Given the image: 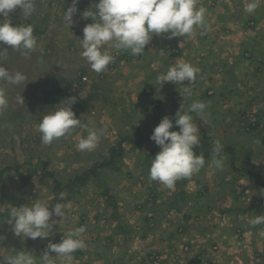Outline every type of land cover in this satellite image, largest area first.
Masks as SVG:
<instances>
[{
	"label": "rangeland",
	"instance_id": "1",
	"mask_svg": "<svg viewBox=\"0 0 264 264\" xmlns=\"http://www.w3.org/2000/svg\"><path fill=\"white\" fill-rule=\"evenodd\" d=\"M96 2L79 0L71 29L65 27L63 17L72 0H36L37 10L28 18L19 8L10 13L13 25L33 26L40 48L25 58L10 46L0 45L8 49L0 66L27 77L25 87L0 83L8 99V107L0 111V261L23 251L40 264L49 241L59 243L69 230L85 226L82 239L87 247L73 253L68 264H264V223L250 225L251 219L264 215V0H197V7H208L213 16L237 18L239 30L243 26L254 41L252 46L229 47V35L236 31L220 23L216 28L197 30L195 44L187 40L172 43L170 34L153 35L138 56L106 45L114 61L99 74L81 57L79 42L83 28L92 23L82 13L92 11L89 8ZM250 2L257 7L247 13ZM233 43L238 42L233 38ZM203 47L212 56L199 62ZM172 53L178 54L172 64L196 66L199 62L207 71L216 67L217 74L197 84L198 93L192 90L190 97L179 85L174 86L177 97L173 101L178 99L185 111L193 101H209L206 123L192 113L201 137L197 147L214 148L219 141L226 159L223 170H217L211 158L204 157L205 166L198 173L169 189L150 180L149 169L160 151L158 147L150 152L156 146L150 136L164 116L172 117L164 109L171 98L164 91L141 95L132 69L137 62L130 60H142L156 80L167 70L166 60ZM54 80L62 87H68L71 80L70 92L55 91ZM211 81L222 85L220 93L212 94ZM19 95L24 105L16 104ZM72 95L77 98L72 109L82 125L92 120L96 127L107 129L95 150L77 149L79 139L87 135L84 127L51 145L42 143L36 130L45 114ZM153 97L163 105H154L158 101ZM228 105L229 111L220 112ZM120 142V153L111 165L97 167ZM197 147L194 151L200 153ZM83 173L87 174L84 184L57 188ZM61 193L66 196L63 200ZM37 199L47 200L50 210L57 202L67 203L66 218L51 217L54 228L48 238L16 236L9 224L10 209L30 206ZM231 207L249 211L228 215ZM208 218L213 222L209 224ZM183 225L185 240L179 228ZM56 264L64 262L57 260Z\"/></svg>",
	"mask_w": 264,
	"mask_h": 264
},
{
	"label": "clouds",
	"instance_id": "2",
	"mask_svg": "<svg viewBox=\"0 0 264 264\" xmlns=\"http://www.w3.org/2000/svg\"><path fill=\"white\" fill-rule=\"evenodd\" d=\"M79 0H72L71 6L64 10V25L72 27L73 17L78 12ZM257 7L250 2L245 8L252 13ZM17 8L25 17H31L37 10L36 0H0V45H8L11 50L20 52L28 58L36 52L40 45L34 36L31 24L13 25L10 13ZM82 13L83 18L92 20L83 28V38H79L82 51L81 57L95 73H101L114 61L105 46L117 51H126L133 56L142 55L153 35L170 34L172 37L191 35L194 28L205 22L206 9L197 7V0H98ZM8 49L0 47V58L6 57ZM200 72L198 67L188 62H177L166 72L160 73L156 80L160 87L167 82L183 85V93L192 96L190 85L196 81ZM187 81V86L184 82ZM0 83L14 86H24L27 77L20 71L11 72L0 66ZM75 96L67 97L55 105L54 110L45 114L37 125L36 130L41 135L42 143L51 145L54 141L72 134L78 127H84L87 135L80 138L77 144L79 151H92L97 148L102 137L107 133L106 128L96 127L94 121L82 125L76 118L72 106L76 103ZM16 104L24 105L22 95L16 97ZM8 107V99L3 88H0V111ZM207 103L193 101L187 111L181 105L173 118L164 116L154 128L150 139L159 146L160 151L152 159L149 169V179L161 185L172 188L175 183L184 178H190L205 166V158L195 153L194 148L200 144V133L192 113L207 122ZM178 127V131H171ZM219 141L212 152V163L217 170H223L226 157ZM66 196L61 193L60 200ZM14 234L25 238H48L53 234V215L66 218L67 203L57 202L50 210L47 200L37 199L31 205L12 207L9 211ZM264 223V215L251 219L250 225ZM86 232L85 226L75 227L67 232L59 243L49 241L46 249L39 257L40 264H56L62 260L68 264L73 259V253L84 250L87 244L82 239ZM55 253V255H51ZM0 264H37V258L27 252H17L0 261Z\"/></svg>",
	"mask_w": 264,
	"mask_h": 264
},
{
	"label": "crops",
	"instance_id": "3",
	"mask_svg": "<svg viewBox=\"0 0 264 264\" xmlns=\"http://www.w3.org/2000/svg\"><path fill=\"white\" fill-rule=\"evenodd\" d=\"M205 9H206V14H205V22H204V24L202 25V26H197V27H195V28H198V29H195L194 28V32H193V34H191V35H186V36H184V37H172L171 39H170V41L172 42V43H177V44H184L185 42H182L181 40H184V41H186L187 40V42H189V41H193V43L195 44L196 43V37H197V30H201V29H203V30H205V29H209V28H216V27H219V23L220 24H223V26L225 25V26H228V28H230V31H236V33L234 32L233 34H230L229 36L230 37H232V38H230V40H229V47H233V48H237V47H239V46H244V45H253L254 44V41H252L251 39H249L248 37H247V34L245 33V31L242 29L243 28V26L241 27V30H239V26H238V19L237 18H234V17H230L229 18V20H223L222 19V16L218 13V14H216V16H213L212 15V10H210V9H208V7L206 8V7H204ZM216 13V12H215ZM227 13L230 15H232L233 14V11H227ZM209 15V19H208V17L206 16V15ZM10 19H13V18H11V17H9ZM211 19V20H210ZM208 20H210V21H208ZM214 22V23H213ZM241 22V21H240ZM210 25V26H209ZM208 26V27H207ZM224 26V27H225ZM235 26H237V27H235ZM238 31H240V32H238ZM190 36H191V38H190ZM233 38L238 42V43H233ZM199 44H202V43H199ZM202 45H205V44H202ZM263 45V44H262ZM239 49V48H238ZM166 52V51H165ZM201 52V56H200V58L199 59H197V61H199V62H202V61H205V59H209V57L210 56H212V54H210L212 51H210V49H208V48H204L203 47V49H199V52L198 53H200ZM207 52H208V54H210V55H207ZM177 53V52H176ZM173 54L172 53V55L171 56H169V57H167V60H166V62H167V64H169V65H167V69L170 67V66H172V65H174V64H172V61L173 60H175L176 58H177V56H178V54ZM203 53V54H202ZM184 55V54H183ZM214 55V54H213ZM129 59H131L132 58V56L131 57H128ZM201 58H202V60H201ZM215 58L217 59V55H215ZM135 59H136V62H137V64L135 65V63L133 64V70H135V74L138 76V78H137V80H138V84H140V86H141V89H140V94L141 95H143V96H145V97H147V96H151V95H154V96H156V95H159L158 93L159 92H161V91H164V93H165V95H167L166 97L168 98L169 96H170V98H171V101H169L170 103L167 105V107H165L164 109L167 111V113H170L171 115H172V117L171 118H173L174 117V115H175V113H176V111L180 108L179 107V101H178V99H176V101L177 102H175V101H173L177 96H174L173 95V93H175L174 92V86H178V85H175V84H173V83H171V84H169L168 82L167 83H165V85H163V86H165V87H158L159 85L157 84V80H155V78H154V76H153V74H151L149 71H148V68H147V66L144 64V62L142 61V60H138V58H134V60L133 59H131L130 61L132 62V61H135ZM147 60V59H146ZM129 62V61H128ZM143 62V63H142ZM199 62H198V64L195 66V67H198L199 69H200V72L198 73V75H197V79H196V81L195 82H193L191 85H190V87L192 88V90L193 91H196L197 93H198V91L197 90H195V88L197 89L198 88V86H200L201 84H202V82H203V80H205V79H209V78H211V77H213L214 75H216L217 74V71L216 72H214V70H215V68H212V67H210L211 68V71H207L208 69H205V67L206 66H203L202 65V63L201 64H199ZM218 67V66H217ZM209 68V69H210ZM219 69H220V67H218ZM214 69V70H213ZM167 71V70H166ZM165 71V72H166ZM249 73V72H248ZM145 77V78H144ZM213 80V79H212ZM167 84L168 85H171V87H167ZM187 84H188V82L187 81H185L184 82V85L185 86H187ZM197 84H198V86H197ZM210 85H211V87H212V94L213 93H220V91L222 90V88H221V86L222 85H220V83H218V84H216V83H214V82H212L211 81V83H210ZM180 86V88H182V90H183V85H179ZM147 87H149L148 89H147ZM146 91H148V92H146ZM205 94H206V92H204ZM208 95V94H207ZM156 101H158V103L157 104H154V105H157V106H159L160 104L161 105H163V103L161 102V101H159V99L158 98H156V97H153ZM164 103H165V101H164ZM182 103H184V102H182ZM207 103H209V101L207 102ZM218 103V102H217ZM152 106H153V104H152ZM150 109H152V107L150 108ZM231 108L229 107V105L226 107V110H221L220 112H222V113H224V112H227V111H229ZM216 110H218V108L216 109ZM222 113H219V116L221 117V114ZM197 155H199V156H203V157H205L204 156V153H203V151H201L200 153H198V152H195ZM208 158H211V157H208ZM200 182V181H199ZM261 204H263L264 205V202H261ZM231 209L232 210H230V211H232L230 214H228V215H231V214H233L234 213V211H240V213H247L249 210L248 209H241V210H238L236 207H231ZM220 214V213H219ZM220 216H222L221 214H220ZM170 218V217H169ZM172 218V217H171ZM209 219V224L211 223V222H213V220L212 219H210V218H208ZM215 222V221H214ZM219 225L220 226H224V227H222V230H225V225H221V223H219ZM183 227H184V225L182 226V227H179L180 228V230H181V235H183L184 237H182V239L183 240H185V235L182 233V230L184 231H186V227H184V229H183ZM190 236H192V234L190 235ZM221 236V235H220ZM186 239H187V237H186ZM182 244H185V243H183V241H182ZM199 256V255H198ZM189 256H184V259H186V258H188ZM184 262V261H183Z\"/></svg>",
	"mask_w": 264,
	"mask_h": 264
},
{
	"label": "trees",
	"instance_id": "4",
	"mask_svg": "<svg viewBox=\"0 0 264 264\" xmlns=\"http://www.w3.org/2000/svg\"><path fill=\"white\" fill-rule=\"evenodd\" d=\"M57 77V76H56ZM80 79V78H79ZM69 83H68V87L66 86V87H62L63 86V84H61V82H58V80H54L53 81V84H52V86H53V88L55 89V91H59V93L60 92H70V87H71V80L70 81H68ZM56 94V93H55ZM74 95V94H73ZM72 95V96H73ZM80 102V101H79ZM80 105H82L81 104V102H80ZM126 138V137H125ZM131 140V139H130ZM129 141V140H128ZM138 142V141H137ZM207 146V145H206ZM205 146V147H206ZM158 147L159 146H155V147H153L151 150H150V152H154V151H157V149H158ZM205 147H197L198 149H200V150H202L203 151V153H204V156L205 157H212V152H213V147H208V148H205ZM120 150H121V142L118 144V146L116 147V148H114V147H112V149H110V151H112L111 152V156L108 158V159H106V161H103V162H100L99 164H97V167H99V166H110L111 165V163H112V161H114V159H115V157H118V154L120 153ZM197 150V149H196ZM223 152H225V151H223ZM147 156L149 155V152H148V154H146ZM232 158V157H231ZM97 168L96 167H94L93 168V170H96ZM248 170V169H247ZM246 170V171H247ZM247 172H249V170L247 171ZM250 177V180H254L253 179V176L252 175H250L249 176ZM87 179V174L86 173H83V174H80V175H75V177L73 178V179H71V180H69L66 184H64V186H60L59 184H57V188L58 189H64L66 186H75L76 187V185H78V184H80V185H82V184H84V182H85V180ZM59 186V187H58ZM69 189H70V187H69ZM55 190L56 189H54V192H55ZM107 191V189H105L104 190V193H107L106 192ZM264 202V201H263Z\"/></svg>",
	"mask_w": 264,
	"mask_h": 264
},
{
	"label": "built area",
	"instance_id": "5",
	"mask_svg": "<svg viewBox=\"0 0 264 264\" xmlns=\"http://www.w3.org/2000/svg\"><path fill=\"white\" fill-rule=\"evenodd\" d=\"M85 79V77H83Z\"/></svg>",
	"mask_w": 264,
	"mask_h": 264
}]
</instances>
